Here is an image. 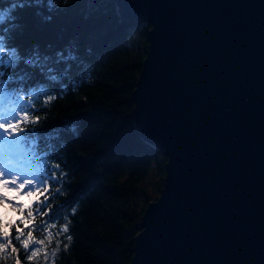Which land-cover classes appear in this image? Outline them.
Wrapping results in <instances>:
<instances>
[{
	"label": "water",
	"instance_id": "1",
	"mask_svg": "<svg viewBox=\"0 0 264 264\" xmlns=\"http://www.w3.org/2000/svg\"><path fill=\"white\" fill-rule=\"evenodd\" d=\"M147 23L134 125L166 154L127 264H264V0H116Z\"/></svg>",
	"mask_w": 264,
	"mask_h": 264
},
{
	"label": "trees",
	"instance_id": "2",
	"mask_svg": "<svg viewBox=\"0 0 264 264\" xmlns=\"http://www.w3.org/2000/svg\"><path fill=\"white\" fill-rule=\"evenodd\" d=\"M12 2L0 0V8ZM55 3L52 12L47 10V0L39 8H18L15 23L22 30L12 33L11 42L21 52L39 45L42 53L52 57L70 44L75 46L79 59L71 62L62 81L48 84L37 71L27 82V86L44 83L53 97L49 101L41 96L34 103L36 110L30 116L40 117L35 127L67 129L54 144V158L47 160L51 166L60 165L57 176H63L48 193L41 188V193L51 198L54 218L35 212V192L17 209L7 228L11 243L0 253V264H17V260L19 264H127L141 214L159 195L167 159L165 152L144 140L134 125L132 90L146 54L149 24L120 17L116 0ZM37 12L51 15V21H44ZM152 170L157 178L150 191ZM57 189L59 195H55ZM43 195L39 199L43 200ZM30 206L32 217L27 215ZM43 221L55 225L50 238L41 228ZM65 223L69 225L67 233L61 231ZM18 229L22 240L32 232L28 252L15 239ZM37 240L44 244H35ZM0 243L8 241L0 237ZM32 247H39L40 252L29 261L26 257Z\"/></svg>",
	"mask_w": 264,
	"mask_h": 264
},
{
	"label": "snow or ice",
	"instance_id": "3",
	"mask_svg": "<svg viewBox=\"0 0 264 264\" xmlns=\"http://www.w3.org/2000/svg\"><path fill=\"white\" fill-rule=\"evenodd\" d=\"M43 5L44 0H13L9 7L0 8V26L8 25L0 27V185L16 186L18 180H22L17 191L21 192L27 186L29 190L22 194L31 196L33 192L37 193V200L32 202L36 205L35 212L52 219L54 217L51 213L55 209L49 202L51 198L43 193H48L53 184H60L63 174L58 177L57 172L60 165L51 166L47 160L54 158L52 154L54 144L61 138V133L67 129L35 127L39 124L40 117L30 116V113L36 110L34 103H38L41 96H47L49 101L53 97L44 83L37 81L35 86H27V82L35 78L37 71L45 77L48 84L60 82L70 71L71 62L77 61L79 57L74 44L58 50L55 57H52L47 53H42L39 45H34L31 49L21 52L20 47L11 42L12 33L22 30V26L15 23L17 20L14 15L15 11L18 8L33 6L39 8ZM55 8V0H47L48 12H52ZM36 14L46 22L52 19L51 15H44L42 12ZM60 64L64 67L60 68ZM26 124H32L34 127L27 128L24 126ZM14 173L21 175L15 176ZM25 176H30L31 179H25ZM41 188H43V193H41ZM59 193L60 189H57L55 195ZM39 195H43V200L39 199ZM6 199L0 195V201ZM17 207L22 206L17 205ZM27 215L33 216L31 206L27 210ZM41 228L50 238L53 235L51 229L55 228V225H49L47 221H43ZM68 230L67 223L61 226L62 232L67 233ZM21 235L22 232L18 229L15 239L22 245L25 252H28L32 243L30 239L32 232H28V239L22 240ZM0 237L8 241V243H0V253H3L11 240L9 233L2 230V225H0ZM67 239L71 241L72 237L69 235ZM35 244L43 245L44 241L37 240ZM57 246H59V241H57ZM67 247L68 245H65V248ZM12 251L16 252V249L13 248ZM39 252V247H32L31 254L26 257L27 260L32 261Z\"/></svg>",
	"mask_w": 264,
	"mask_h": 264
},
{
	"label": "rangeland",
	"instance_id": "4",
	"mask_svg": "<svg viewBox=\"0 0 264 264\" xmlns=\"http://www.w3.org/2000/svg\"><path fill=\"white\" fill-rule=\"evenodd\" d=\"M156 178H157V175L152 170L149 173V179H148V185H149L150 191H152V185L155 182ZM12 189L13 187L9 185L8 186L0 185V195H3L4 197L7 198L6 200L0 201V217L2 221V230L6 232H7L8 226L10 225L11 220L14 219L17 214V209L21 208V207H17V205L23 206V204L19 202H22V201L28 202V200H30V198L32 197V195L29 196V195L22 194L25 189L21 190V192H18L16 190L15 193L12 191ZM15 204L17 205L15 206Z\"/></svg>",
	"mask_w": 264,
	"mask_h": 264
}]
</instances>
